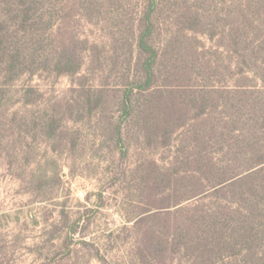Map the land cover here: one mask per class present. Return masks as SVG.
<instances>
[{"label":"rangeland","instance_id":"374dc122","mask_svg":"<svg viewBox=\"0 0 264 264\" xmlns=\"http://www.w3.org/2000/svg\"><path fill=\"white\" fill-rule=\"evenodd\" d=\"M150 3L0 0V264H264L245 238L264 218H201L220 202L191 198L198 173L248 167L199 92L232 85L236 41L264 58V0H157L144 91Z\"/></svg>","mask_w":264,"mask_h":264},{"label":"trees","instance_id":"16d2710c","mask_svg":"<svg viewBox=\"0 0 264 264\" xmlns=\"http://www.w3.org/2000/svg\"><path fill=\"white\" fill-rule=\"evenodd\" d=\"M157 5V0H151L145 17L146 28L138 41L142 69L141 78L135 85L144 91L151 89L160 62L159 51L149 42ZM239 17L246 18L244 13H240ZM241 31L244 33L246 29ZM241 31L236 32L237 36L241 35ZM250 53L254 52H251L244 40L236 41L234 59L238 70L232 79V85H226L212 76L199 92L203 95L202 117L208 118L214 113L219 115L218 125L212 128V136L215 137L216 130H219L218 141H222L224 148L228 147L234 152L231 161L239 162L246 155L248 164L243 171L225 178L213 176L211 172L198 173V176L192 177L200 188L191 198L198 197L200 201L217 199L222 209H203L200 211L201 218H264V58L253 61L249 57ZM132 94L133 90H130L122 100L126 116L130 114ZM208 96H211V100ZM207 137L208 135L203 139H209ZM224 137L229 138L228 144ZM117 142L122 146L125 143L121 126L118 127ZM209 162L213 164L214 160L209 159ZM254 234V228H251L245 238L247 241L251 239L254 247L258 245L256 242L263 246L264 236L258 241Z\"/></svg>","mask_w":264,"mask_h":264}]
</instances>
